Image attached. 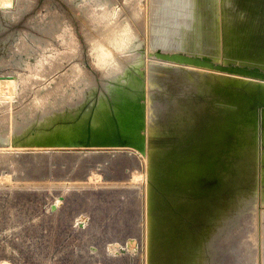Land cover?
I'll use <instances>...</instances> for the list:
<instances>
[{"label": "rangeland", "instance_id": "374dc122", "mask_svg": "<svg viewBox=\"0 0 264 264\" xmlns=\"http://www.w3.org/2000/svg\"><path fill=\"white\" fill-rule=\"evenodd\" d=\"M109 2L113 3L110 8L117 12V18L111 17L110 12L105 20L90 16L92 14L87 16L88 10ZM169 2L0 0V264H151L152 258L160 255H156L152 235L158 237L157 230L166 227L177 229L172 236L168 235L170 244H167L164 257L157 258L163 257L167 264H184L187 255L184 249L190 250L193 246L198 254L190 255L191 264H264V145L261 142L264 141V128L258 130L261 139L255 142L251 131L255 124L248 112L242 120L245 125L235 121L233 126L229 122L231 115L226 116L228 121L222 117L219 109L227 111L231 107L224 99V90L216 89V83L220 82V78H212L216 71L148 56V52L156 49L197 48L214 53L213 57L219 53L218 44L205 45L201 36L193 37V29L199 22L194 11L163 16L165 27L170 29L169 33L173 32L164 37L154 32L159 9L164 10ZM7 6L10 7L4 9ZM141 8L145 11L148 27L144 28L143 23L134 26L142 40L138 49L142 62L136 65L127 56L116 53L119 66L115 73L108 75L98 62L101 49L98 45L108 47L105 34L119 35L132 14ZM127 13L130 14L127 16ZM186 20L189 21L187 26L184 25ZM60 24L67 25L74 37L67 47L53 37L54 28ZM110 26L115 28L111 30ZM119 26L120 30L116 28ZM217 26L220 39L223 29L220 22ZM45 43L48 44L46 49L42 48ZM227 52L233 53L230 47L226 49L228 56ZM45 56H52L48 58L49 63L45 61L42 69L34 71L30 65ZM75 66L81 76H88L86 84L73 86L76 92L70 89L72 79H69L75 76ZM14 74L18 79L20 76L26 79L19 92H15ZM64 90L71 95L57 102L59 95L66 92ZM101 94L109 104L113 125L123 135L135 137L141 133L144 150L129 146L71 147L60 143L65 137L54 129L70 126L71 135L79 136L90 113L93 119L95 110L92 109ZM123 99L133 101V105H125ZM45 100L49 102L47 107ZM60 110L65 113L61 115ZM212 121L227 135L224 148L220 145L221 149L216 151L220 154L217 157L221 167L227 168L226 176L219 175L216 179L221 181L215 184V177L210 175V183L202 184L201 174L195 189L189 180L187 190L178 188L180 196L175 188L168 192L167 195L175 196V201L179 200L181 205L178 201L172 202L178 203L177 207L170 202V208H154L151 203L154 204V197L159 194L154 173H159V167H165L167 172L168 167L179 169L185 161L189 163L179 156L192 151V142L198 144L192 156L200 171L201 166L211 165L207 160L215 148L208 125ZM262 122L264 125V117ZM44 131L50 133L38 136ZM151 135L155 137L150 140L156 149H150L148 138ZM213 166L208 168L213 170ZM202 185H205L203 191ZM164 201L167 202V197ZM196 209L206 219L202 221L204 225L197 220L199 212L196 214ZM157 219L161 223H156ZM151 228L155 231L152 235ZM183 234L185 238L186 235L190 237L188 243L184 242ZM186 245L191 247L186 248ZM22 246L25 247L22 249ZM32 248L40 257L34 255L33 250L32 254Z\"/></svg>", "mask_w": 264, "mask_h": 264}, {"label": "bare ground", "instance_id": "6f19581e", "mask_svg": "<svg viewBox=\"0 0 264 264\" xmlns=\"http://www.w3.org/2000/svg\"><path fill=\"white\" fill-rule=\"evenodd\" d=\"M170 2H169V5H165L166 7H165V9L163 10V9H159V10H161V12H160V17L158 18V19H156V20H154V23L156 24V26H157V28H156V26H155V28H154V32L158 35V36H167L168 34H171V33H169V31H170V29L169 28H166L165 27V24H164V21H165V19L164 18H162L163 16L165 17V16H167V17H169V15H173V14H175V15H180L181 14V12L182 11H187V12H189V14L191 13V12H193L194 11V9H195V6H196V0H169ZM236 1V0H235ZM124 2V1H123ZM125 2H126V0H125ZM209 2V0H205L204 2H203V4L204 3H208ZM129 3H130V0H129ZM239 6H237V8L239 7L240 9H245V10H247L248 11V13H250V16H264V0H241V2L239 1ZM109 4V5H108ZM113 3H111V2H109V3H105V4H103V5H101V7L100 8H98V9H90V10H88L87 11V16L89 15V14H92V15H90V16H93V17H96L97 19H104L105 20V17L107 16V14H108V12H110L111 13V17H114V16H116V14H117V12L116 11H112L111 10V8H110V5H112ZM141 5V4H140ZM155 5H156V3H155ZM125 6V5H124ZM135 6V5H134ZM139 6V5H138ZM201 6V9H203V10H200V11H194L195 12V14H196V16H197V18H198V21H199V25H200V29H202L201 31H204L203 32V35H200L201 36V38H202V40H205V45H212V46H216L217 44H218V31H217V28L218 27H216V25H218V23L220 22V24H221V27H222V15L219 17V22L218 21H216L217 20V15H216V17H215V22H213L212 21V18H213V13H212V9H211V6L208 4L207 6H206V8H203L204 6H202V5H200ZM8 7H10V6H7V7H4V9L5 8H8ZM128 7V6H127ZM141 6H139V8H140ZM156 7V6H155ZM158 7V6H157ZM156 7V8H157ZM80 8H81V6H80ZM130 8V7H129ZM133 7H131V9H132ZM124 9V8H123ZM130 9V10H131ZM156 10V9H155ZM158 10V9H157ZM4 11V10H3ZM13 11V10H12ZM5 12V11H4ZM150 12V11H149ZM151 12H153V11H151ZM147 13V12H146ZM85 14V13H84ZM130 14V13H129ZM128 13H127V16L129 15ZM149 14V13H148ZM188 14V15H189ZM255 14V15H254ZM133 15V17H131V20H129L128 19V24L126 25H124L123 27L124 28H121V30L119 29L120 28V26L119 27H116L118 30H120L121 32H120V34L119 35H112V33L110 32V34H105V39L107 40V42H106V44H107V46L108 47H106V46H100V45H98L101 49H100V55H99V61L98 62H100L101 63V65H103V68H102V70H103V72H106V73H108V75H110V74H113V73H115L116 72V67H118L119 66V63H118V61H117V59H116V53H120V54H122V55H124V56H127V58L129 59V61L131 62V63H134V64H136V65H139V64H141V62H142V57H138V55H139V53H138V49H139V47H140V45H141V43H142V40H141V38H140V35H139V32H138V29L134 26L136 23H143L145 26H144V28L145 27H148V26H146V20H145V11H144V9L143 8H141V10L138 12V13H135V14H132ZM152 15V14H151ZM184 15V14H183ZM130 17V16H129ZM116 18H117V16H116ZM123 19V18H122ZM125 19V18H124ZM66 20V19H65ZM126 20V19H125ZM148 20V19H147ZM227 20V19H226ZM67 21V20H66ZM94 21H97V20H95L94 19ZM106 21H109V17L107 18V20ZM127 21V20H126ZM152 21V20H151ZM258 21H259V19H258ZM53 22V21H52ZM153 22V21H152ZM187 22H189L188 20H186V21H184V25H188V23ZM172 23V22H171ZM230 24L232 27H233V24H231L230 22H227V24ZM48 24V23H47ZM111 24H112V20H111ZM158 25H159V27H158ZM162 27H161V26ZM230 25H224L225 26V30L223 29V39L225 38V42L227 41V39H229L230 37L232 38V35L230 34L231 33V31H232V29H231V27H230ZM114 26V25H113ZM112 26V27H113ZM117 26V25H116ZM173 26V25H172ZM111 27V26H110ZM112 27L111 28H109V29H111L112 30ZM122 27V26H121ZM164 27V28H163ZM113 28H115V27H113ZM159 28V29H158ZM172 29V28H171ZM250 29V31H246V30H244L243 31V33L241 34V33H239V35L241 36V38L242 39H244V42L242 43V46L241 47H236V48H233V46L232 45H228L230 48H231V52H233L234 54H235V50L237 51V49H238V52H240V54H243L244 56H243V58H246V59H251V58H255V56L257 57V53H258V50H255V49H257L256 48V46H257V44H256V42L258 41V42H260L261 40H262V37L263 36H257L258 35V33H259V31H256V30H251V28H249ZM173 30V29H172ZM208 31V32H207ZM50 32H51V30H50ZM147 32V31H146ZM221 32H222V30H221ZM114 33V32H113ZM115 34H116V31H115ZM175 34V33H174ZM108 35H110V36H108ZM205 35L206 36H208L209 35V38H207V37H205ZM53 37L54 38H56L61 44H62V46H66V45H70L69 43H71L72 42V39L74 38H72V34H71V31L68 29V27H67V25H65V24H60V25H58V27H55L54 28V31H53ZM52 37V38H53ZM103 37V36H102ZM101 37V38H102ZM168 38V37H167ZM246 38V39H245ZM45 39V38H44ZM48 39V38H47ZM163 39V38H162ZM166 38H164V40H165ZM170 39V38H169ZM45 42V41H44ZM49 42V41H48ZM100 43V42H99ZM35 44V43H34ZM98 44V43H97ZM103 43L101 42V45H102ZM259 44H261V43H259ZM36 45V44H35ZM72 45H73V43H72ZM98 46H96L97 48H98ZM211 46V47H212ZM48 47V44H44V46L42 47V48H44V49H46ZM67 47V46H66ZM227 47V46H226ZM229 47H227L226 49H228ZM40 48H41V46H40ZM70 48V47H69ZM71 48H73V47H71ZM49 50V49H48ZM28 51V50H27ZM93 51H94V49H93ZM229 52H230V50H229ZM229 52H227V53H229ZM232 53V54H233ZM260 54V53H259ZM262 54H263V52H262ZM52 56H54V55H52ZM52 56H45L44 57V59L43 58H37L36 59V62L33 64V65H30V67L31 68H33V70L34 69H42V66H43V64H44V62L45 61H48V58H51ZM137 57V58H136ZM263 57V55H261V58ZM50 60V59H49ZM128 61V62H129ZM129 62V63H130ZM48 63H49V61H48ZM24 64V63H23ZM46 64V63H45ZM78 65V64H77ZM135 66V65H134ZM76 67V66H75ZM77 71H78V73H79V68L78 67H76L75 68ZM73 70H74V67H73ZM101 70V69H100ZM35 71V70H34ZM77 71H76V73H77ZM73 72V71H72ZM100 72H102V71H100ZM74 73H75V70H74ZM74 73H73V75H74ZM75 73V76H73V78L71 77V78H69V79H72V81H71V88L70 89H72V91H74V92H76L77 90H75V89H73V86H77L79 83H84V84H86L85 82L87 81V75H85V76H81V74L79 73H77L76 74ZM216 73V72H215ZM218 73V72H217ZM13 74V73H12ZM15 75V78H16V89H15V92H19L20 91V87H21V84L23 83V82H25L26 81V79L25 78H23L22 76H20L19 77V79L16 77V74H14ZM18 75V74H17ZM72 75V74H71ZM207 78V77H206ZM65 82V81H64ZM68 82V81H67ZM90 82V81H89ZM91 83V82H90ZM64 84V83H63ZM23 85H25V84H23ZM63 86V85H62ZM68 86H70L69 84H68ZM64 88V87H63ZM67 88V87H66ZM212 88V87H211ZM69 89V88H68ZM69 89V90H70ZM64 91H66V90H64ZM60 93V92H59ZM69 95H71V94H69V92L68 91H66V92H64V93H62V94H60L59 95V99L57 100V102H59V101H61V100H63V99H67V98H69ZM75 95V94H74ZM49 99H51V98H48V100ZM53 99V98H52ZM72 99V98H71ZM43 101V100H42ZM46 101V100H45ZM53 101H56V99L54 100L53 99ZM226 101V100H225ZM64 102V101H63ZM122 103H124L125 105H129V106H131V105H133V101H127V99H123V102ZM221 104V103H220ZM49 105V102H47L46 101V103H45V106L47 107ZM176 105V104H175ZM43 106H44V103H43ZM217 106V105H216ZM76 107V106H75ZM202 107V106H201ZM196 108V107H195ZM221 108V107H220ZM65 110V109H64ZM64 110H60L59 112L61 113V115H63V113H65V112H63ZM51 111V110H50ZM203 111H205V110H203ZM109 112H110V110H109V104H108V102H107V100H106V98L104 97V95L103 94H101V96H99V101H98V105H97V107L95 108V111H94V116H93V119H92V128L94 129V130H97V129H99L100 127H106V128H109L110 130H113L114 129V125H113V120L111 119V116L109 115ZM173 112V111H172ZM43 114H44V111L42 112ZM202 114V113H201ZM221 114V113H220ZM181 117V116H180ZM228 118V117H227ZM202 119V118H201ZM213 120V119H212ZM205 121V120H204ZM210 121V120H209ZM75 123V122H74ZM225 123V122H224ZM1 124H2V122L0 123V126H1ZM204 124V123H203ZM240 124H244V123H242V121H241V123ZM206 125V124H205ZM209 126H210V128L212 129V133H211V137H212V139H213V141H214V143H213V141H212V145L215 147H212V148H214L213 150H211L210 152L212 153V155H211V157H210V159L209 160H207L209 163H211V165H214L213 167H215V169H213V170H211L210 168H208V166L210 167L211 165H207V166H201V171H200V167L198 166V164H197V162H196V164L194 163L195 161H196V159H195V157L194 156H192V154H193V151L195 150V147H196V145H198L197 143H195L194 144V142H190L191 143V145H192V148L193 149H191L192 151H190L188 154H184L183 156H179L180 158H186V159H188L190 162L189 163H186V161H185V163H183L181 166H180V168L179 169H175V168H169L168 167V171L166 172V170L164 169V168H162V167H159L160 168V171H159V173H158V171L156 172V169H155V172L156 173H154L155 175H156V177H157V179H158V182L157 183H155L154 182V184H157L158 186H159V194H157L155 197H154V204L153 203H151V205H153V207L155 206V207H159L161 210H164L163 208H170V202L172 203V202H178V201H175V196H174V198L172 197H170L169 195H167L168 194V192L169 191H171L170 189L171 188H175V193H177V195H179L180 194V192H178V188H180V190H181V188L183 189V188H186V190H187V188H188V186H189V180L192 182L191 183V187L192 188H194V187H197V185L200 183V181L198 180V177H200V175L202 174V176H203V182H202V184L204 183V184H208V183H210V180H211V178H209L210 177V175H213V177H215V179L216 178H218L219 177V175H221V176H226L225 174L227 173L226 172V170H227V168H225V166H224V170H223V168L221 167V161L219 160L220 158L219 157H217V156H219L218 155V153L216 152L217 151V149H219L220 147L222 148L223 146V143H224V141L226 140V138H227V135H226V133H224V131H222L221 130V128H220V125L217 123V122H215V121H212L210 124H208ZM222 125V124H221ZM233 125V124H232ZM245 125V124H244ZM234 126V125H233ZM239 126V125H238ZM243 126V125H242ZM202 127V126H201ZM205 127V126H204ZM241 127V126H240ZM240 127H238V128H240ZM1 128H3V127H1ZM189 128H190V126H189ZM194 129V128H193ZM196 129V128H195ZM54 130H57V131H59V132H61L62 134H63V136L66 138L67 136H69V135H71V129H70V126L69 127H67V128H64V127H56ZM208 130V129H207ZM210 131V130H209ZM188 132V131H187ZM206 132V131H205ZM229 132V131H228ZM48 133H50V132H45L44 131V133H39L38 134V136H42L43 134L45 135V134H48ZM190 134H191V132H190ZM230 134H231V132H230ZM37 136V137H38ZM193 136V135H192ZM203 136V135H202ZM208 136V135H207ZM206 136V137H207ZM37 137H35V138H37ZM198 137V136H197ZM232 137V136H231ZM2 138H4V137H2ZM199 138V137H198ZM183 140V139H182ZM229 140V139H228ZM232 140V139H231ZM183 142V141H182ZM197 142V141H196ZM208 142H209V140H208ZM231 142V141H230ZM233 142V141H232ZM201 143H202V141H201ZM229 143V142H228ZM204 144H205V142H204ZM211 144V143H210ZM224 144H226V142L224 143ZM230 144V143H229ZM188 145V144H187ZM221 145V146H220ZM183 146V145H182ZM195 146V147H194ZM220 146V147H219ZM208 147H210V145L208 146ZM227 147V146H226ZM225 147V148H226ZM220 148V149H221ZM224 148V147H223ZM184 149H185V147H184ZM198 149H199V147H198ZM197 149V150H198ZM177 150V149H176ZM181 151V150H180ZM179 151V152H180ZM183 151V150H182ZM181 151V152H182ZM196 151V150H195ZM225 151V150H224ZM202 152V151H201ZM207 152V151H206ZM162 153V152H161ZM165 153V152H164ZM171 153H173V152H171ZM199 153V152H198ZM198 153H197V155H198ZM221 153H223V152H221ZM163 154V153H162ZM175 154H177V153H175ZM196 154V153H195ZM224 154V153H223ZM173 155V154H172ZM180 155V154H179ZM229 155V154H228ZM227 155V156H228ZM232 155V154H231ZM231 155H230V157H231ZM167 156V155H166ZM166 156H165V158H166ZM178 156V155H177ZM204 156V155H203ZM208 156V155H207ZM199 157V156H198ZM225 157H226V153H225ZM172 158V157H171ZM224 158V157H223ZM177 159V158H176ZM175 159V160H176ZM200 159V158H199ZM215 161H214V160ZM227 159V158H226ZM231 159H233V158H231ZM162 160V162H163V159H161ZM165 161L164 162H166V159H164ZM169 160V159H168ZM175 160H173V161H175ZM181 160V159H180ZM187 160V161H188ZM204 160H206V159H204ZM203 160V161H204ZM229 160V159H228ZM159 161V160H158ZM179 161V160H178ZM227 161V160H226ZM225 161V162H226ZM163 162V163H164ZM170 162H172V161H170ZM169 163V162H168ZM178 163V162H177ZM213 163V164H212ZM219 163H220V165H219ZM154 164V163H153ZM206 164V163H205ZM160 165H162V163H160ZM160 165H158V166H160ZM172 165V164H171ZM203 165V164H202ZM154 166V165H153ZM156 166V165H155ZM154 166V167H155ZM164 166H166V165H164ZM169 166V165H168ZM173 166V165H172ZM198 166V167H197ZM178 167H179V165H178ZM217 167V168H216ZM158 168V167H157ZM153 171H154V169H153ZM229 171V170H228ZM168 173L167 175H166V173ZM206 173V174H205ZM234 173V172H233ZM154 174H152V175H154ZM202 176H201V178H202ZM175 179H178V182L175 180ZM219 179V178H218ZM222 179V178H221ZM207 180V181H206ZM223 180V179H222ZM220 181L221 180H218L217 181V179L214 181L213 180V183H215V184H218V183H220ZM153 183V182H152ZM153 185V184H152ZM151 185V186H152ZM189 186V187H190ZM204 186L205 185H202V187H200L201 189H202V191H203V188H204ZM155 187H156V185H155ZM151 188V187H150ZM207 188H208V185H207ZM195 189V188H194ZM151 190V189H150ZM153 190V189H152ZM151 190V192H154V190H155V188H154V190L152 191ZM179 190V191H180ZM197 190V189H196ZM156 191H157V188H156ZM155 191V192H156ZM207 191V190H206ZM150 192V195H152V193ZM183 192V191H182ZM199 192V191H198ZM172 193V192H171ZM170 193V194H171ZM185 193H187V192H185ZM191 193V192H190ZM173 194V193H172ZM155 195V194H154ZM173 196V195H172ZM180 196V195H179ZM182 196H184V194L182 195ZM151 198H152V196H150ZM167 197V202H165L164 200H165V198ZM171 198V199H170ZM151 202V201H150ZM152 202H153V200H152ZM174 203H172V205L174 204ZM183 203V202H182ZM178 203H176V204H174V206H176ZM179 204H180V201H179ZM181 205V204H180ZM179 205V206H180ZM189 205V204H188ZM178 206V205H177ZM176 206V207H177ZM183 206H184V204H183ZM152 207V209H154ZM176 207H174V208H176ZM189 208V207H188ZM191 209V208H190ZM156 210V209H155ZM181 210H182V208H181ZM168 215V214H167ZM158 216V215H157ZM171 216V215H170ZM170 216H168V218H170ZM162 217V216H161ZM167 217V216H166ZM164 218V217H163ZM155 220V219H154ZM168 220V219H167ZM74 221V220H73ZM156 221H158V222H156V223H161V222H159V219H157ZM162 221V220H161ZM166 221V220H165ZM91 222V221H90ZM163 222H164V220H163ZM154 223H155V221H154ZM172 223V222H171ZM171 223H169V224H171ZM174 223V222H173ZM82 224V223H81ZM164 224H166V223H164ZM176 224V223H175ZM156 225V224H155ZM158 225V224H157ZM156 225V226H157ZM163 225V224H162ZM172 225V224H171ZM181 225V224H180ZM152 226H153V224H152ZM151 226V227H152ZM161 226V225H160ZM173 226V225H172ZM90 227V226H89ZM89 227H88V229H89ZM165 227V226H164ZM187 227V226H186ZM80 228V227H79ZM78 228V229H79ZM94 228V227H93ZM153 228V227H152ZM151 228V229H152ZM177 228V227H176ZM33 229V228H32ZM35 229V228H34ZM37 229V228H36ZM35 229V230H36ZM87 229V228H86ZM156 227H155V231H156ZM175 227H169V228H163V229H160V231L159 230H157V235H158V237L157 236H155V235H152L153 234V231H154V229H152V233H151V235H152V238L151 239H153V242H155L156 244H153V245H156L155 247L157 248L156 250V252H157V254L156 255H158V254H160L159 256H157V258L158 257H160V256H163L164 257V255H165V252L167 251V247H168V245L170 244L169 243V239H167L168 238V235H173L174 234V232L177 230V229H175ZM81 230H82V228H81ZM92 230V229H91ZM185 230V229H184ZM34 231V230H33ZM80 231V230H79ZM79 231H78V234H79ZM89 231V230H88ZM154 231V232H155ZM180 230H178L177 232H179ZM27 232V231H26ZM186 231H184V233H185ZM189 232V231H188ZM38 233V232H37ZM84 233V232H83ZM82 233V234H83ZM87 233V232H86ZM85 233V234H86ZM183 233V232H182ZM193 233V232H192ZM29 234V233H28ZM31 234V233H30ZM39 234V233H38ZM67 234V233H66ZM91 234V233H90ZM89 234V235H90ZM150 234V233H149ZM178 234H181V233H178ZM186 234V233H185ZM185 234H183V237L185 238ZM176 235V234H175ZM182 235V234H181ZM32 236V235H31ZM171 236H169V238L171 237ZM198 236V235H197ZM196 236V237H197ZM179 237V236H178ZM181 237V236H180ZM188 237L189 236H187L186 235V238L184 239L185 241V243L187 242L188 243ZM28 238V237H27ZM40 238H41V236H40ZM42 238H43V236H42ZM191 238H193V237H191ZM32 239H34V238H32ZM37 239V238H36ZM38 239H39V235H38ZM45 239V238H44ZM175 239H176V236H175ZM175 239H173V240H175ZM182 239V238H181ZM181 239H179L180 241H182L183 242V240H181ZM189 239H190V237H189ZM194 239V238H193ZM31 240V239H30ZM29 240V241H30ZM198 240V239H197ZM35 241V240H34ZM39 241V240H38ZM190 241H192V240H190ZM194 241H195V239H194ZM31 242H32V240H31ZM30 242V243H31ZM36 242V241H35ZM179 242V241H178ZM183 242V243H184ZM28 243V242H27ZM26 243V244H27ZM39 243V242H38ZM151 243V242H150ZM172 244L174 243V242H171ZM176 243V242H175ZM193 243V242H192ZM29 244V243H28ZM168 244V245H167ZM171 244V245H172ZM191 244V243H190ZM189 244V245H190ZM194 244V243H193ZM193 244H192V246H193ZM25 245V244H24ZM34 245V243H32V246ZM40 245V244H39ZM175 245V244H174ZM173 245V246H174ZM178 245V244H177ZM180 245H182V243L180 244ZM183 245H185V244H183ZM189 245H186V248H187V246H189ZM31 246V247H32ZM37 246V245H36ZM42 246V245H41ZM152 246V245H151ZM21 247V246H20ZM23 247H25V246H22V249H23ZM28 247V250H30V245H28L27 246ZM175 247V246H174ZM191 246H189L188 248H190ZM34 248H35V245H34ZM40 248V247H39ZM45 248V247H44ZM152 248V247H151ZM151 248H150V250H151ZM180 248V247H179ZM182 248V247H181ZM185 248V247H184ZM21 249V248H20ZM21 249V250H22ZM43 248H41V250H42ZM61 249V248H60ZM197 249H198V247H197ZM24 250H26V248L24 249ZM33 248L31 249V252H32V254H33V251H34V253H35V250H33ZM38 250V249H37ZM36 250V251H37ZM41 250L39 249V251L41 252ZM64 250V249H63ZM153 250V252H154V249H152ZM180 250V249H179ZM174 251V250H173ZM176 251V250H175ZM182 251V250H181ZM184 251H186L187 252V255H186V257H184L185 258V260H184V264H191V261H190V255H194L195 254V252H196V249H195V246H193L190 250H187V249H184ZM26 252H27V250H26ZM26 252L24 253L25 254V256L24 257H26ZM45 252H46V250H45ZM44 252V253H45ZM82 252V251H81ZM180 252V251H179ZM178 252V253H179ZM23 253V252H22ZM44 253H43V256H44ZM155 253V252H154ZM153 253V254H154ZM171 253V252H170ZM172 253H174V252H172ZM197 253V252H196ZM23 254V255H24ZM30 254V253H29ZM37 253H35L34 255H36ZM59 254V253H58ZM152 254V253H151ZM152 254V255H153ZM198 254V253H197ZM84 255V254H83ZM83 255H81V257L83 256ZM86 255V254H85ZM84 255V256H85ZM37 257H40V255L38 254V255H36ZM76 256V255H75ZM87 256V255H86ZM85 256V257H86ZM174 256V255H173ZM196 257H197V255H195ZM28 257V256H27ZM32 257H34V256H32ZM36 257V258H37ZM85 257L83 258V259H85ZM163 257H161V258H159V259H155V258H152L153 259V263H155V264H167V262H165L164 261V258ZM29 258V257H28ZM166 258V257H165ZM175 258V257H174ZM173 258V259H174ZM191 258H192V256H191ZM65 259V258H64ZM82 259V260H83ZM86 259H87V257H86ZM151 259V260H152ZM168 259V258H167ZM170 259H172V258H170ZM193 259V258H192ZM79 260V259H78ZM81 260V261H82ZM194 260V259H193ZM68 261V260H67ZM170 261V260H169ZM173 261V260H172ZM197 261V260H196ZM176 262V261H175ZM200 262V261H199ZM153 263H151V264H153ZM169 263V262H168ZM174 263V262H173ZM172 263V264H173ZM193 263V262H192ZM169 264H171V263H169ZM177 264H179V263H177Z\"/></svg>", "mask_w": 264, "mask_h": 264}, {"label": "water", "instance_id": "95a60500", "mask_svg": "<svg viewBox=\"0 0 264 264\" xmlns=\"http://www.w3.org/2000/svg\"><path fill=\"white\" fill-rule=\"evenodd\" d=\"M204 1L205 0H196L194 11L203 10L201 9L200 5H205L203 8H206V6L209 4L213 13V22H215L216 20V15V21L218 22L219 17L222 15V29L225 28L224 25H230L229 23L227 24V22L233 24V27L230 25L232 29L230 33L232 35V38L230 37L226 42L225 38H218L219 46L217 50L219 53L217 57H213L214 53H207V51L199 50L197 48L188 50L173 49L168 51L156 49L148 52V56H153L161 61L192 65L195 67L207 68L218 72L212 74V78H220V82L216 83V89L219 90L220 88H222L224 90V99L228 102L227 105L231 107V109H228L227 111H222V109H219V111L222 112V117L226 119V116L231 115V120L229 121L231 122L230 124H235V121H240L241 123V121L246 118L244 116L245 113L248 112L251 120L254 121L253 124H255V126H251L253 127V129H249L254 132L252 137L256 142L258 141V139H261L260 136L258 137V130L260 132V129L262 130L264 128V125H262V120L264 117V56L262 58L259 57L258 59H246L243 58V54H240V52H238V49L237 51L235 50V54L233 53L231 55V53H229L230 56H227L226 46L232 45L233 48L241 47L244 39L241 38L239 33L242 34L244 30L250 31L249 28H251L252 31H259L257 36L264 37V16H250V13H248L247 10L240 9L239 7L237 8V6H239L240 4L239 1L241 2V0H219V4L216 2V0H209L207 4H203ZM216 27L218 26L216 25ZM193 30L195 32L193 37L199 38L200 35H203L204 31H201L202 29H200L199 22L198 24H195V29ZM218 30L219 27L217 28V31ZM205 37L209 38V35H205ZM256 44L257 49L255 50H258V53L256 55H264L262 54V52L264 53V40L260 42L257 41ZM208 103L210 104L209 100ZM97 105L95 106V108L97 107ZM95 108L92 110L94 111ZM248 117L247 119L249 120ZM226 121L228 120L226 119ZM81 132L77 137H73L72 135L67 136L65 139L60 140V143L71 147L99 148L129 146L139 151L144 150V136L141 133L135 135V137L130 135H123L117 126H114L113 130L106 128L105 126L94 130L92 128V113H90V115L87 117L86 124L82 127ZM150 137L154 136L151 135L148 138L150 142V149H156V145H153V141L150 140L152 138ZM261 142L264 145V141L261 140ZM198 212L199 209H196V214ZM151 213L154 214L153 212ZM198 215L199 218L197 220L201 222L203 220L206 221V219L201 216V211ZM220 219L221 217H219L217 221L218 226L221 223ZM201 225H204V223L202 222ZM203 238L205 239V237H202V239Z\"/></svg>", "mask_w": 264, "mask_h": 264}]
</instances>
